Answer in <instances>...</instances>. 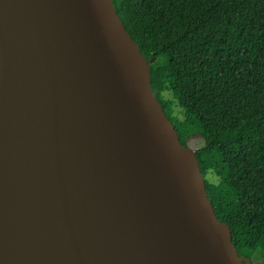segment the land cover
<instances>
[{
    "label": "water",
    "instance_id": "obj_1",
    "mask_svg": "<svg viewBox=\"0 0 264 264\" xmlns=\"http://www.w3.org/2000/svg\"><path fill=\"white\" fill-rule=\"evenodd\" d=\"M112 0H0V264H251Z\"/></svg>",
    "mask_w": 264,
    "mask_h": 264
},
{
    "label": "trees",
    "instance_id": "obj_2",
    "mask_svg": "<svg viewBox=\"0 0 264 264\" xmlns=\"http://www.w3.org/2000/svg\"><path fill=\"white\" fill-rule=\"evenodd\" d=\"M239 256L264 254V0H112ZM209 175L212 178H209Z\"/></svg>",
    "mask_w": 264,
    "mask_h": 264
},
{
    "label": "rangeland",
    "instance_id": "obj_3",
    "mask_svg": "<svg viewBox=\"0 0 264 264\" xmlns=\"http://www.w3.org/2000/svg\"><path fill=\"white\" fill-rule=\"evenodd\" d=\"M201 141L200 139H196L192 142H190V147L194 150L196 147H198L200 145ZM209 178H212L213 180H215L212 176L209 175ZM264 257V254H256L254 257H253V261L255 263L259 262L262 260V258Z\"/></svg>",
    "mask_w": 264,
    "mask_h": 264
}]
</instances>
